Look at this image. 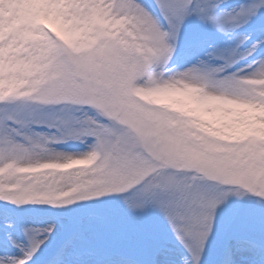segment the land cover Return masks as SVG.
I'll return each mask as SVG.
<instances>
[{"label": "snow or ice", "instance_id": "6c2138e0", "mask_svg": "<svg viewBox=\"0 0 264 264\" xmlns=\"http://www.w3.org/2000/svg\"><path fill=\"white\" fill-rule=\"evenodd\" d=\"M206 253L264 264V0H0V264Z\"/></svg>", "mask_w": 264, "mask_h": 264}, {"label": "rangeland", "instance_id": "374dc122", "mask_svg": "<svg viewBox=\"0 0 264 264\" xmlns=\"http://www.w3.org/2000/svg\"><path fill=\"white\" fill-rule=\"evenodd\" d=\"M74 146H77V147H74ZM55 147H57L60 150H64V151H83L84 150V145H81L78 142H72V141H69L67 144L56 145ZM28 207L39 208L43 206H28ZM211 259H212L211 254L206 253L205 264H211Z\"/></svg>", "mask_w": 264, "mask_h": 264}, {"label": "clouds", "instance_id": "9594fccd", "mask_svg": "<svg viewBox=\"0 0 264 264\" xmlns=\"http://www.w3.org/2000/svg\"><path fill=\"white\" fill-rule=\"evenodd\" d=\"M225 111H230V109H228L227 107L225 108Z\"/></svg>", "mask_w": 264, "mask_h": 264}]
</instances>
